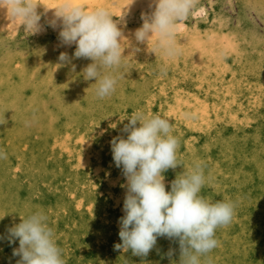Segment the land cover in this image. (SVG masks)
<instances>
[{
  "label": "rangeland",
  "instance_id": "rangeland-1",
  "mask_svg": "<svg viewBox=\"0 0 264 264\" xmlns=\"http://www.w3.org/2000/svg\"><path fill=\"white\" fill-rule=\"evenodd\" d=\"M40 2L55 7L58 0ZM80 2L89 7L104 5L115 15L113 19L130 44L124 49L125 56L136 47L140 49L132 58L123 60L118 71L124 78L116 91L104 99L95 94V79L85 80L82 75L91 59L75 58L76 45L61 44L59 21L56 28L47 25L46 20L53 18L54 9L45 12L42 5L38 6L37 11L44 13L41 18L44 30L36 34L22 30L19 21L8 19L6 9H0V122H3L0 124V151L6 153V158H0V241L8 235L9 227L21 222L24 213L35 211H30V201L43 204L47 198H54L49 177L30 175V166L38 161L36 153L30 155L29 152V162L25 159L19 165L16 148L5 143V128L19 120H22L20 129L25 132L29 122H36L39 129L30 127V136L25 137V141L30 139L39 150L54 138L62 137L67 128L74 132L76 126L74 133L77 134L79 129L90 128L95 120H107L118 113V107H130L132 113L147 114L145 100L149 99L156 112L168 109V103L176 100L182 105L191 101L200 110L214 107L220 113L232 107L237 116L233 122L225 120L222 139L193 135L205 140L214 150L203 154L200 143L204 145V142H198L193 153L196 162H192L190 168L199 163L204 175L220 170L223 181L205 177V184L216 194L209 198L212 201L220 197L235 201L229 185L234 182L237 171H225V166L221 169L218 165L221 156L225 158L228 152L234 156L237 148L249 153L264 179V0H194L191 11L177 23L175 39L179 54L172 58L158 50L156 54L150 51L148 47L153 48L154 41L148 46L135 41V30L143 24L142 13L149 14L155 7L154 4L150 7L151 0ZM61 52L68 54L71 63L59 61ZM73 65H76L74 69ZM239 121L243 123L240 126ZM176 135L178 138L179 132ZM247 170H243L244 181L251 172ZM166 181L170 183L169 178ZM249 204L256 209L259 207L254 198ZM117 228L120 231V223ZM260 236L247 240H251V253L254 252L248 264H264V229ZM8 247L6 244L4 255L12 257L13 250ZM156 260L131 255L121 264H179L180 254L169 244Z\"/></svg>",
  "mask_w": 264,
  "mask_h": 264
},
{
  "label": "clouds",
  "instance_id": "clouds-1",
  "mask_svg": "<svg viewBox=\"0 0 264 264\" xmlns=\"http://www.w3.org/2000/svg\"><path fill=\"white\" fill-rule=\"evenodd\" d=\"M152 4L155 7L149 14L142 13L143 24L135 30V41L147 46L154 41L150 51L175 57L179 54L177 23L191 11L194 0H151L150 7ZM41 5L45 12L55 10L46 23L56 28L59 21L61 44H75V58L91 59L82 75L85 80L95 79L96 96H111L124 78L118 71L123 60L140 50L136 47L133 53L123 54L130 44L113 19L115 15L104 5L89 7L80 0H58L55 7H47L40 0H0V9H6L8 19L19 21V27L30 34L44 30V13L37 11ZM58 59L71 63L66 52ZM123 131L126 138L117 136L110 141L113 160L117 167L122 166L127 187L124 215L119 220L122 243L114 247L144 257L157 237L179 238V264H212L208 254L218 246L216 230L231 222L235 202L212 201L201 194L205 175L199 163L177 175L166 190L164 172L178 165L179 147L166 117L136 112L128 117ZM0 158H6V153L0 151ZM21 218L20 223L8 228L9 243L19 241V247L13 249V255L20 257L16 264H66L47 212L37 209Z\"/></svg>",
  "mask_w": 264,
  "mask_h": 264
},
{
  "label": "bare ground",
  "instance_id": "bare-ground-1",
  "mask_svg": "<svg viewBox=\"0 0 264 264\" xmlns=\"http://www.w3.org/2000/svg\"><path fill=\"white\" fill-rule=\"evenodd\" d=\"M201 78L204 76L201 75ZM145 102L149 110L146 115L159 114L166 117L171 122L172 133L176 137L178 132L180 134L178 141L181 147L179 146L177 150L178 165L164 172V183L169 188L177 175L189 171L191 163L196 162L193 153L199 146L198 142H204L205 146L200 143L203 154L214 150L205 140H199L193 135L215 136L222 139L225 120L233 122L237 116L233 113L232 107L230 111L220 113L214 107L200 110L191 101L182 105L178 100L168 103V109L161 108V111L156 112L152 107L154 106L152 99ZM127 108L130 109V107L122 109L118 107V113L112 117L104 121L95 120L90 128L79 129L77 134H75L76 126L73 128L75 133L67 128L62 137L60 136L58 140L54 138L52 143L40 147L39 150L30 139L28 142L25 141V137L30 136V127L34 130L39 129L35 126V121L33 124L30 122L27 124L26 132L20 129L22 120L5 128V143L16 148L19 156L18 164L21 165L25 159L29 162V152L30 155L36 153L35 157L37 156L38 161L30 166L32 172L30 175L49 177L54 198L51 200L47 198L43 204L30 201V211L43 209L47 212L49 223L63 249L66 264H121L123 259L129 260L132 255L131 250L125 252L114 247L115 244L122 243L117 224L124 215L123 201L127 187L122 166L117 167L113 160L110 144L113 137L127 136L123 128L128 123V117L133 114L132 110H126ZM113 124L116 127H112ZM242 124V121H239L238 126ZM73 125L72 122L71 126ZM234 141L236 137L233 138ZM226 147L230 149V146ZM233 153L234 156L229 152L225 158L221 156L218 167L222 169L225 166V171L226 169L237 171L234 182L231 185L228 183L229 189L234 193L235 213L230 223L216 230L218 246L208 254L212 264H248L254 252L251 253L253 250L250 245L251 240L250 242L247 240L250 237H259L264 229L262 174H259L254 166V160L246 150L237 148ZM247 169L251 172L249 178L244 181L243 170ZM219 172L220 170L215 169L209 175L206 173L205 177L223 181L224 177ZM168 178L170 183L166 181ZM47 190L50 191L49 188ZM201 194L208 199L216 197L212 187L207 184L202 187ZM253 198L259 204L257 209L249 204ZM220 200L226 199L220 197ZM24 215L27 217L29 213L26 212ZM8 235L0 241V264H16L20 259L19 256L4 255L6 244H9L8 249L12 248V250L19 247L18 238L9 243ZM169 244L180 254L179 238L159 236L149 253L144 257H138L156 260L160 253L166 252Z\"/></svg>",
  "mask_w": 264,
  "mask_h": 264
}]
</instances>
